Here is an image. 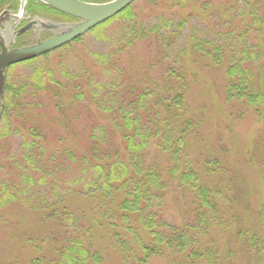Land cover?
Here are the masks:
<instances>
[{"label":"trees","instance_id":"trees-1","mask_svg":"<svg viewBox=\"0 0 264 264\" xmlns=\"http://www.w3.org/2000/svg\"><path fill=\"white\" fill-rule=\"evenodd\" d=\"M18 1L0 0V12L13 7L17 10ZM81 1L101 4L112 0ZM181 1L183 5L191 3ZM212 1L195 0L200 5V15L218 11ZM242 1V13L229 25L217 31L205 28L208 40L196 39L192 29L187 47L174 53L172 65L171 44L184 30L185 18L176 31H172V21L164 19L144 28L133 23L135 14L131 7L92 31L98 34L112 23H121L122 33L111 46L121 52L140 40L144 43L154 39L158 45L159 39L164 38L154 55L160 63L168 61L169 65L156 74L152 66L132 77L120 65L101 68V78L87 76L93 79V86L84 89L83 75L65 71L62 66L56 72L48 67V60L37 65V61L49 59L50 55L22 64L34 68H23L25 75L6 85L2 103L0 155H5V159L0 158V211L16 205L51 225V232L21 237V246L31 252L28 264H105L97 247L101 243L111 244L123 260L132 264H151L152 257L174 252L178 258L173 264H199L204 260L209 264H232L236 255L231 244L243 245L253 261L260 263L264 259V241L259 235L233 216L224 220L220 216L215 199L221 188L218 182L213 183V178L222 171L221 163L209 159L198 168L188 151V140L200 131L202 123L198 126L197 122L205 119L203 113L200 118L191 113L187 103L190 85L181 61L189 50L197 58L223 67L227 103H239L238 108L252 111L264 122V70L257 73L250 68L253 63H264V0ZM229 10L226 6L224 18ZM61 16L66 21H76ZM238 23L239 32L234 28ZM104 39L110 42L109 38ZM235 40H239V47L235 48ZM112 56L110 53L102 63ZM72 81L73 89L69 86ZM41 94L52 95L55 110L65 125L76 105L86 103L88 98L96 110L111 116V128L120 134L123 151L113 146L108 128L101 124L92 129L87 150L72 146L69 136L59 137L58 149H50L45 144L44 130L36 125H15V118L23 119L29 107L46 106L36 102ZM12 139L16 152L4 146ZM169 190L184 199L189 195L194 198L193 217L180 226L171 225L161 216ZM205 208L209 211L205 212ZM234 221L238 225L234 238L221 249L216 236L223 233L224 227L226 234L232 231ZM204 236L207 245L201 239Z\"/></svg>","mask_w":264,"mask_h":264},{"label":"rangeland","instance_id":"rangeland-1","mask_svg":"<svg viewBox=\"0 0 264 264\" xmlns=\"http://www.w3.org/2000/svg\"><path fill=\"white\" fill-rule=\"evenodd\" d=\"M177 1L137 0L132 5L135 14L133 23L136 26L141 25L144 28H149L164 19L172 21V31H176V27L187 20L180 37L171 44L174 50H171V52L173 51L172 55L169 54L171 65L174 61V53L176 55L180 49L187 47L189 36L193 32L192 29L195 30L196 39L208 40L209 38L204 36L206 34L205 28L217 31L226 24L229 25L236 19V16L242 13L245 7L242 0H214L212 2L216 8L218 7V11L215 13L216 10L209 11L207 16H204L200 15V5H196L195 0L184 5L181 0H179L181 5H178ZM231 5L233 6L232 9L230 8ZM226 6L230 9V13L224 18ZM121 25V23H112L98 34L89 33L80 42H75L68 48L60 49L51 54L49 59L37 61L39 64H36L40 66L41 63L44 64L48 60V67H53L56 72L62 66L61 69H65V71L83 75L81 84L84 85V89L93 86L91 81L93 79L87 76L92 75L94 80L101 78V68H118L120 65L124 71L127 68L129 76L132 77L137 75L140 70L150 68V66L156 68V74L161 72L160 68L163 70L169 65L168 61H165V64L160 63L157 56L154 55L160 43L164 42V38L159 39L158 45L154 39L144 43L140 40L122 52L112 50V43L114 45L122 33L123 27ZM239 27L241 28V25L238 23L234 28L239 32ZM210 36V38L213 37ZM104 38H109L110 42ZM239 44V40L234 41L235 48L236 46L239 47ZM249 46H252L251 43ZM233 52L239 57V53ZM110 53L113 56L102 63V59H107ZM225 56H228V53ZM182 60V68L190 85L187 93L190 111L196 113L195 116L198 117H202L203 113L205 117L204 120L197 122L198 126L202 123L200 131L197 134L193 133L188 140V151L190 150L192 161L198 168L209 159L221 163L222 171L213 178V183L218 182L219 188H221V192L215 199V203L221 209V218L224 220L225 217H235L264 241V122L253 115L252 111L242 108V106L238 108L237 104L239 103L226 102L225 87L227 80L224 69H221L223 67L212 65L207 60L197 58V56L192 55L190 50L186 53L185 58L182 57ZM225 62L224 60L223 63ZM220 66H225V64ZM23 68L34 67L33 65L14 67L7 73L6 85L15 83L24 76ZM250 68H254L258 73L259 70H264V63H253ZM262 78L264 85V76ZM69 86H72L73 89V81ZM45 96L41 94L36 100L37 103L42 104V107L45 104L44 108L30 109L29 107L24 112L23 119L15 118V125H36V127L44 130L47 137L45 144L50 149H58L59 137L69 136L72 146H79L87 150L89 145L86 144L89 135L91 132L93 133L92 129L101 124L108 128V137L113 146L115 145L123 151L124 146L121 145L120 134L111 128V116L102 110H96L88 98L85 99L86 103L76 105V110L70 113V122L65 125L64 119L55 110V101L52 99V95L47 94ZM36 112H40L39 115H34ZM4 146H10L13 152L17 151L14 148L16 146L15 139L9 143L6 142ZM19 154H21L20 151ZM151 154L150 157L152 158L154 149H152ZM0 158L5 159V155H0ZM203 171L202 168L201 172L203 173ZM3 176L4 173L1 177ZM180 195V193L169 190L161 214L163 220L174 226H180L183 221L187 223L193 217V207L191 209V204L194 202L193 196H185L184 199ZM208 211L205 208V212ZM47 223H42L41 218L16 205L0 211V264H28L32 257L31 252L21 246V237L25 235L34 237L40 233L53 231L51 225ZM237 227L238 225L234 221L232 231L228 230L227 234L224 227L223 233L219 232L216 236L218 237V240L216 239L217 246L225 249L226 241L234 238V231ZM201 239L207 245L206 236L201 237ZM97 247L105 257V264H132L123 260L111 244L109 246L106 243H101L97 244ZM231 247L236 255L232 264H264V259L260 263L256 260L253 261L252 254L248 250L245 252L243 245L241 247L240 244L236 246L231 244ZM176 258L178 257L175 252L164 254V256H154L151 258V264H173ZM199 264L209 263L204 260Z\"/></svg>","mask_w":264,"mask_h":264},{"label":"water","instance_id":"water-1","mask_svg":"<svg viewBox=\"0 0 264 264\" xmlns=\"http://www.w3.org/2000/svg\"><path fill=\"white\" fill-rule=\"evenodd\" d=\"M27 3L28 0H22ZM43 5L70 16L78 22L71 24L40 23L42 27L54 33V37L40 42L32 47L10 49L0 31V120L2 113V101L5 91V72L8 67L17 65L47 54H50L83 37L94 28L112 20L131 7L137 0H112L110 2L95 4L81 0H36ZM4 15V14H3ZM1 16L0 28L4 24L5 17ZM36 26L35 22L29 23L20 29L14 36L27 33Z\"/></svg>","mask_w":264,"mask_h":264},{"label":"flooded vegetation","instance_id":"flooded-vegetation-1","mask_svg":"<svg viewBox=\"0 0 264 264\" xmlns=\"http://www.w3.org/2000/svg\"><path fill=\"white\" fill-rule=\"evenodd\" d=\"M34 5L36 8H32ZM41 5V6H39ZM23 7V6H22ZM20 1L17 4V10L13 8L7 9V14L9 15L5 17L3 27L1 31H3V36L9 40L10 49H21L25 47H32L37 45L40 42H45L54 37V34L45 29L40 25L41 21H49L54 24H62L66 22H75V21H66L63 19L60 13L55 10H49L48 7L42 5L41 3L35 2L33 0H29L27 3V7L25 8V12L23 13L21 18H14L13 15L20 12ZM14 12V13H13ZM35 22L36 26L33 27L27 33L20 35L16 38H12V34L19 31L27 24ZM1 52V48H0ZM46 56V55H45ZM38 57L36 59L31 60H38L43 58Z\"/></svg>","mask_w":264,"mask_h":264},{"label":"bare ground","instance_id":"bare-ground-1","mask_svg":"<svg viewBox=\"0 0 264 264\" xmlns=\"http://www.w3.org/2000/svg\"><path fill=\"white\" fill-rule=\"evenodd\" d=\"M19 1H20V0H19ZM21 2H22V0H21ZM6 13H7V11H5V12L2 11V12L0 13V18H1V16H2L3 14L6 15ZM4 15H3V16H4Z\"/></svg>","mask_w":264,"mask_h":264}]
</instances>
